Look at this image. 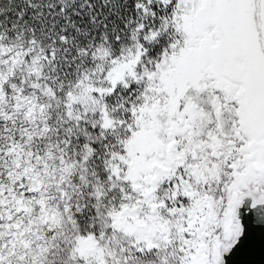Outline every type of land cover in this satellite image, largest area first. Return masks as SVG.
I'll use <instances>...</instances> for the list:
<instances>
[{
  "label": "snow or ice",
  "instance_id": "6c2138e0",
  "mask_svg": "<svg viewBox=\"0 0 264 264\" xmlns=\"http://www.w3.org/2000/svg\"><path fill=\"white\" fill-rule=\"evenodd\" d=\"M258 238L264 0H0V264H235Z\"/></svg>",
  "mask_w": 264,
  "mask_h": 264
},
{
  "label": "water",
  "instance_id": "95a60500",
  "mask_svg": "<svg viewBox=\"0 0 264 264\" xmlns=\"http://www.w3.org/2000/svg\"><path fill=\"white\" fill-rule=\"evenodd\" d=\"M264 264V239H257L253 244L243 250L237 257L235 264Z\"/></svg>",
  "mask_w": 264,
  "mask_h": 264
}]
</instances>
